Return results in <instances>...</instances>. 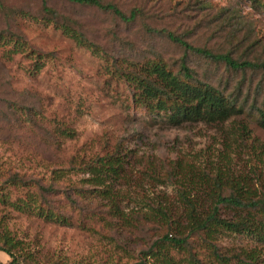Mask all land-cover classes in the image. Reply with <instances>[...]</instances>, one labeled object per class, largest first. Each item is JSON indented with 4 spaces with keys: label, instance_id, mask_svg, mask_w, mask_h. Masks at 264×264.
<instances>
[{
    "label": "rangeland",
    "instance_id": "1",
    "mask_svg": "<svg viewBox=\"0 0 264 264\" xmlns=\"http://www.w3.org/2000/svg\"><path fill=\"white\" fill-rule=\"evenodd\" d=\"M43 1L60 14L57 24L43 11ZM101 1L115 4L124 13L137 8L139 14L125 22L95 6L68 0H0V236L18 242L24 263L135 264L142 260L145 250L166 232H179L184 221L178 188L172 182H158L153 175H162L177 161L191 165V179L219 170L223 179L244 177L247 187L258 194L264 189V128L252 115L258 108L256 101L264 103L263 75L231 71L224 63L185 51L165 33L147 28H164L213 52L263 58L264 0ZM223 7L233 20L215 17ZM238 20L243 26L237 35L244 40L233 44L235 39L227 32ZM60 24L80 32L97 51L93 45L78 43ZM231 45L238 47L234 50ZM155 57L174 68L183 58L200 78L211 79L227 93L252 94L254 102L250 96L244 104L252 114L244 112L222 123L180 126L149 115L132 101V87L118 74L113 60L131 70ZM261 76L262 86L257 87ZM55 125L72 135L50 138L48 132ZM113 152L125 160L122 178L113 183L121 191L125 219L95 225L94 209H81L93 202L80 199L72 205L66 195L76 198L77 190L89 189L88 175L81 167L97 155ZM17 175L23 179L21 186L12 184ZM180 180L190 189V177L180 175ZM35 181L44 186L53 183L58 192H43L36 205L32 203L33 210H18L14 204L27 191L41 192ZM190 192L193 197L195 192ZM198 192L203 200V190ZM204 203L208 208L209 201ZM157 204L169 208L172 226L154 211ZM37 207L66 215L70 222L47 219L37 213ZM145 213L151 219L142 218ZM220 213L235 214L225 208ZM217 238L222 252L245 255L254 250L257 262L264 264V245L258 239L223 229ZM189 242L187 251L172 246L165 250L177 264H193L188 251L202 264L213 263L207 245L195 236ZM9 260L0 250V264ZM145 262L158 264L152 256ZM230 264L239 263L232 258Z\"/></svg>",
    "mask_w": 264,
    "mask_h": 264
},
{
    "label": "trees",
    "instance_id": "2",
    "mask_svg": "<svg viewBox=\"0 0 264 264\" xmlns=\"http://www.w3.org/2000/svg\"><path fill=\"white\" fill-rule=\"evenodd\" d=\"M68 1L95 6L125 22L135 20L139 14L137 8L130 9L128 13H124L115 4L102 2L101 0ZM42 3L43 11L49 15L48 19L57 24V18L60 14L58 15L52 8L46 6L44 1ZM262 7L264 9V2ZM227 15L228 17H225ZM215 17L221 19L222 22H226V18L228 20H230V17L232 20L234 19L232 16H229L228 8L224 7L217 10ZM59 26L66 33L71 34L78 43L85 46L93 45L80 32L71 28V26L67 24H60ZM242 26L240 20L234 21L233 29L227 32L231 33L235 39V41H231L233 44H238V42L244 40L237 35ZM147 28L149 31L156 33H165L172 42L178 44L185 51L201 55L208 61L224 63L231 71H240L241 73L249 71L251 72L250 77H253V73H261L264 77V57L254 58L248 56V54L233 57L229 51L219 53L204 47L194 46L180 34L164 28L156 29L151 26ZM0 37H2V34H0ZM18 40L20 41L21 37ZM17 44L21 46L19 42ZM93 46L95 47V51H97L96 46ZM231 46L234 47V50L238 47L237 45ZM155 58L146 59L131 70L121 68V65L116 60H113L116 64L114 67L118 66L116 68L118 74L124 77L127 84L132 87V101L135 105L145 108L149 115L161 116L169 126H180L185 123L198 122L216 124L225 122L244 112L247 115L252 114V108H245L244 105L248 102L250 96L252 97L251 103L254 102V96L252 94L246 92L243 97L242 91H231L227 93L224 87L215 85L211 79L200 78L199 75L194 73L193 69L187 66L183 58L180 59L176 68L161 57ZM132 67H135L134 64H132ZM263 77L261 76V80H259L260 78L257 80V87L262 86ZM256 103H258V108L255 109V114L252 115L257 118L259 126L264 128V103L259 104L258 101ZM60 126L55 125L51 129V132H48L50 138L53 136L56 139L72 135L73 132L68 131L67 128H60ZM243 134L241 132V135ZM50 140L53 141L54 139ZM124 168V158L115 152L93 157L81 167L82 172L88 175L85 181L91 185L90 188L85 189L87 192L77 190L76 198H71L69 195H66L68 201L72 205H78L80 199L93 202L89 206L90 208L85 209L83 206L81 209L84 211L94 209L92 223L95 225L102 224L107 226L112 223L113 219H125V213L120 206L123 200L121 198V191L113 184L115 179L122 178ZM191 168V165L183 166L181 162L177 161L173 163V166L162 171V175L157 176V173L153 174L158 182H172L171 184H174L178 188V201L185 212L183 214L184 221L179 232L175 231L176 234L174 235L166 232L161 239L156 240L143 252L144 257L135 264H146L145 258L148 256H152L154 260L156 259L158 264H177L168 252H166L165 246L186 250L190 244L189 239L193 236L199 238L202 244L207 245L214 259L212 264H230L232 258H235L239 264H261L257 262L256 252L254 250L245 255H241L240 253L230 255L222 252L220 243H218L217 234L222 229L235 233H244L252 236L254 239H258L257 242L264 245V189L258 194L247 187L248 184L244 177H228L227 179H223L224 175L219 170L214 175L204 173L196 179H191L193 176V170ZM151 170L156 171L154 169ZM180 175H183L186 179L190 177V189L180 180ZM61 176L60 173L56 175V178L59 179ZM11 180L13 181L12 184L18 185L19 183L20 186L22 185L20 182H23V179L19 175L14 180ZM35 182L38 185L37 189L41 192L27 191L26 197L16 200L14 204L18 210H33L32 203L34 202L36 205L37 200L43 195V192L49 193L50 195L58 192V189L54 187L53 183V185L48 183L44 186L38 181ZM199 183L204 187L197 188L196 186ZM227 188L229 192L225 190ZM199 189H202L205 194H202V196H205L203 200L198 195L200 193L198 192ZM190 191L195 192L193 197L189 195L191 193ZM84 192L88 193L87 198H85ZM205 200L209 201L208 208L204 207ZM72 205H69L70 208L75 210V207ZM153 207L154 211L162 213L165 223H170L172 226L170 216H168L169 208L163 207L161 204ZM37 208H39L37 213L47 219L61 223L70 222L66 215L54 213L49 209L44 210L41 207ZM222 208L234 211V216L228 215V217H223L220 215ZM140 215L144 219H151L146 213ZM159 243L160 245L156 249L155 246ZM17 244L18 242H14V240H11L5 234L0 236V250L9 256L10 260L8 264H28L22 261L24 255L20 249L17 250ZM154 248L155 250H153ZM188 253L193 264H202L194 254L192 255L189 251Z\"/></svg>",
    "mask_w": 264,
    "mask_h": 264
}]
</instances>
